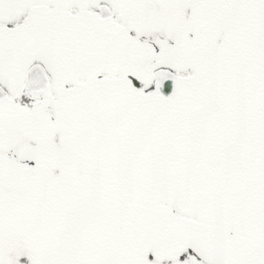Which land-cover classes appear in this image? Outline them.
Returning <instances> with one entry per match:
<instances>
[{
	"label": "snow or ice",
	"instance_id": "6c2138e0",
	"mask_svg": "<svg viewBox=\"0 0 264 264\" xmlns=\"http://www.w3.org/2000/svg\"><path fill=\"white\" fill-rule=\"evenodd\" d=\"M0 264H264V0H0Z\"/></svg>",
	"mask_w": 264,
	"mask_h": 264
}]
</instances>
